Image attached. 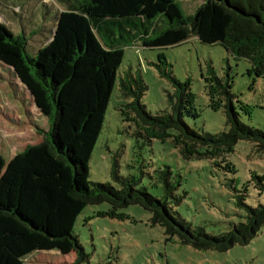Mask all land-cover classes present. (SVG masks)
Listing matches in <instances>:
<instances>
[{
  "label": "trees",
  "instance_id": "16d2710c",
  "mask_svg": "<svg viewBox=\"0 0 264 264\" xmlns=\"http://www.w3.org/2000/svg\"><path fill=\"white\" fill-rule=\"evenodd\" d=\"M53 2L54 6L44 0H0L3 9L21 12L20 28L31 25L14 35L0 23V63L13 70L49 124L42 143L27 146L8 163L0 155V264H25L34 254L52 253L74 255L73 264L86 261L74 224L86 206L103 203L112 211L141 207L150 214V225L162 228L167 241L176 238L195 251L224 253L248 245L264 226V203L247 205L246 188L233 189L243 221L212 235L175 212L185 194H178L180 179L173 182L169 167L149 175L161 191L156 197L139 188L134 177H121L114 159L109 174L119 188L90 183L89 161L116 83L126 101L120 110L124 121H138L147 128L151 137L137 132L147 142L166 138L175 146L179 142L185 159L190 153L207 158L218 150L233 152L238 141L250 142L257 154L264 153V131L241 122L228 92L230 85L214 74L224 102L211 98V107L223 110L227 127L218 134L186 124L185 118L198 116L189 85L167 72L162 54L154 67L174 90L168 95V111L147 112L140 102L147 87L138 73L118 75L126 47L166 48L195 38L220 44L233 57L249 61L256 77H264V0H204L189 16L181 14L176 0ZM46 25L52 27L51 40L32 56L29 38ZM242 109L250 115L247 105ZM16 149L8 143L10 154ZM220 163L214 165L225 173L235 172L230 162ZM250 181L258 195L264 194L263 176L253 174Z\"/></svg>",
  "mask_w": 264,
  "mask_h": 264
},
{
  "label": "rangeland",
  "instance_id": "374dc122",
  "mask_svg": "<svg viewBox=\"0 0 264 264\" xmlns=\"http://www.w3.org/2000/svg\"><path fill=\"white\" fill-rule=\"evenodd\" d=\"M176 1L181 14L189 16L204 0ZM44 2L54 6L53 0ZM16 12L0 6V23L14 35L31 27L26 23L20 28L19 18L23 15ZM46 26L29 38L30 55L34 56L39 47L51 40L52 27ZM160 54L168 64L167 72L189 85L198 114L194 120L184 119L189 127L211 134L227 130L223 110L211 107V98L224 102L214 74L230 85L228 92L233 96L232 103L241 122L264 131V77H256L249 61L233 57L220 44H204L195 38L166 48L132 45L123 49L118 75L130 71L141 76L147 90L140 102L151 115L168 111V95L174 91L154 67ZM125 103L116 83L89 161L90 183L119 188L109 174L114 159L121 177H134L139 188L159 197L161 191L152 184L149 175L169 167L173 182L180 179L178 194H185L175 212L191 226L202 227L212 235L227 232L243 221V211L235 205L233 189L246 188L245 202L251 207L264 203V194L258 195L250 181L253 174L264 177V153L257 154L253 144L238 141L233 152L218 150L207 158L190 153L191 157L185 159L179 151V142L175 146L171 139L147 142L145 136H137V132L150 137L151 133L138 121H124L120 110ZM246 105L250 115L242 109ZM48 128L47 117L34 108L33 100L13 70L0 63V155L5 163L27 146L42 143ZM8 143L17 148L12 154L8 152ZM225 160L233 165V174L214 165L220 161L223 166ZM149 219L150 214L136 205L114 211L107 203L86 206L73 228L88 257L80 264H264V226L246 246H234L224 253L199 252L181 245L176 238L167 241L162 228L151 226ZM71 256L34 254L25 264H73L75 256Z\"/></svg>",
  "mask_w": 264,
  "mask_h": 264
},
{
  "label": "water",
  "instance_id": "95a60500",
  "mask_svg": "<svg viewBox=\"0 0 264 264\" xmlns=\"http://www.w3.org/2000/svg\"><path fill=\"white\" fill-rule=\"evenodd\" d=\"M14 75L16 76V74L14 73ZM16 78L18 79V77L16 76ZM18 81L21 83V81L18 79ZM22 84V83H21ZM23 85V84H22ZM23 87L26 89V87L23 85ZM27 93L29 94L30 98L33 100V106L35 109H37L36 105H35V102H34V99L32 97V95L30 94V92L26 89ZM38 110V109H37Z\"/></svg>",
  "mask_w": 264,
  "mask_h": 264
}]
</instances>
